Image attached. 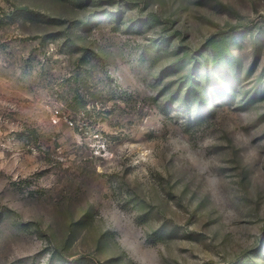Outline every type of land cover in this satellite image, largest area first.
I'll use <instances>...</instances> for the list:
<instances>
[{
    "label": "rangeland",
    "instance_id": "rangeland-1",
    "mask_svg": "<svg viewBox=\"0 0 264 264\" xmlns=\"http://www.w3.org/2000/svg\"><path fill=\"white\" fill-rule=\"evenodd\" d=\"M0 264H264V0H0Z\"/></svg>",
    "mask_w": 264,
    "mask_h": 264
},
{
    "label": "trees",
    "instance_id": "trees-1",
    "mask_svg": "<svg viewBox=\"0 0 264 264\" xmlns=\"http://www.w3.org/2000/svg\"><path fill=\"white\" fill-rule=\"evenodd\" d=\"M19 9H23V8H19ZM24 13H28V11L26 10V11H24ZM30 13V12H29ZM34 15H36V14H33L31 17H33ZM202 112V111H201Z\"/></svg>",
    "mask_w": 264,
    "mask_h": 264
}]
</instances>
